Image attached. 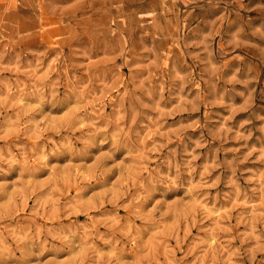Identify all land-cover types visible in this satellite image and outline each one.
Instances as JSON below:
<instances>
[{"label":"rangeland","instance_id":"rangeland-1","mask_svg":"<svg viewBox=\"0 0 264 264\" xmlns=\"http://www.w3.org/2000/svg\"><path fill=\"white\" fill-rule=\"evenodd\" d=\"M0 264H264V0H0Z\"/></svg>","mask_w":264,"mask_h":264}]
</instances>
